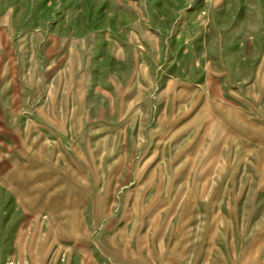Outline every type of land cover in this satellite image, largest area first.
<instances>
[{
    "label": "rangeland",
    "instance_id": "obj_1",
    "mask_svg": "<svg viewBox=\"0 0 264 264\" xmlns=\"http://www.w3.org/2000/svg\"><path fill=\"white\" fill-rule=\"evenodd\" d=\"M0 264H264V0H0Z\"/></svg>",
    "mask_w": 264,
    "mask_h": 264
}]
</instances>
